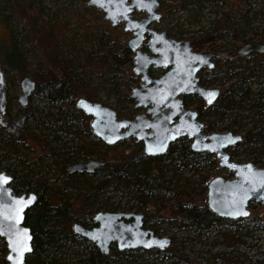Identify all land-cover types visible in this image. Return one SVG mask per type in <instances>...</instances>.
<instances>
[{"label": "trees", "instance_id": "1", "mask_svg": "<svg viewBox=\"0 0 264 264\" xmlns=\"http://www.w3.org/2000/svg\"><path fill=\"white\" fill-rule=\"evenodd\" d=\"M222 1L223 0H184V3L190 6L194 3H198L202 6L206 3L216 4ZM243 1L245 0L241 2ZM3 3L9 8V12L3 15V21L7 25L8 39L6 42L0 41V66L3 71L7 69H16L20 75L25 72L24 69L26 65L24 62L23 48L16 38L19 35L24 38V32L27 28H30L33 32L35 19L33 15L26 13L27 8L32 7V2L30 0H3ZM262 8H264L263 3ZM246 9H248V6H246ZM246 9L243 8L242 11L238 13L239 16L235 20H232L226 13H224L225 15L222 14L223 19L225 16L227 21L224 25L218 26V30L220 32L227 31L234 37H236L237 33H244L247 29L243 26L248 25L252 18L251 16H247ZM233 21L235 23L239 21L240 25H234V23H232ZM9 24L14 25V27H11ZM256 38H258V36ZM104 43L109 46L103 53L102 62L103 65L106 64L108 69L113 70L117 68V64L120 60L126 63L128 62L129 58L125 54L118 52V49L122 48L120 42L115 43L116 48L111 47L112 42L107 38L104 39ZM54 48L55 49L49 48L50 50L47 52L49 60L47 64L41 61L43 59H41L35 51L30 52L37 67L36 70L31 72V78L37 84L35 88L36 92L41 99L48 103L47 106L50 108L47 111L34 108L35 112H38L41 121L48 118L49 122H41L42 124L37 125V131L33 133L31 138H35L36 132H38L37 135L45 137L44 140H46L47 143L41 144V147H45L44 149H46V151H51L52 164H54L51 170L54 171V173L47 177L44 176V171L37 170L36 173L31 171L30 177L32 180L30 184L16 181L11 183V188L14 192L22 189H29L34 191L37 195L34 205L25 212L23 218V223L30 228L32 233V249L25 257L23 264H132V261H118L116 263V260H118L123 253L130 252V249L117 250L111 246L108 252L103 254L98 251L93 244H89L88 241L73 233L71 230V224L74 221H79L77 220L79 216L83 217L89 215V222L92 221V211L96 209V204L94 206H92V204H94L96 198L103 195L110 197L115 193L122 194V192L132 193V198L136 200L137 204L129 205V208L134 207L136 211L141 212L144 215L143 222H145L146 225L150 226L151 222L161 219L145 213L146 208H148L147 203L150 201L151 197V193L149 192L160 189L163 192L172 193L173 201L168 205H161L155 202L156 208L152 214H155L154 212H158V210H162V212L168 211L169 215L172 217L171 220H177V224L175 223L176 226L184 224L193 230H207L210 226L215 224L216 227L228 229L229 232L227 231V233L231 235L225 236L226 238L229 237L226 243L230 246L236 247L238 244H243V237L245 235L250 236L248 232L255 226L253 217L228 220L225 217L217 216L211 212L205 204L199 203L196 200L199 197L201 198V193L204 189L203 186H198L190 190L178 189V187L174 189L173 186H177L176 180L172 179L171 173L167 176L164 175V171L172 167H167L171 159L170 157L175 159L177 167L181 169H191L196 168L193 167V162L205 158V155H207L203 152L190 150L188 144L183 141H179L178 144L169 145L167 152L161 155L148 156L141 153L139 150L140 147H136L129 151L117 149L113 151V159H110L106 152L109 151L112 146L105 145L101 141H98V145H104V153H99L98 148L93 147L96 142L92 143L81 139L75 144L78 148L74 147L72 149L73 152L76 153L78 157L82 158L95 155L103 159V163L94 169L93 174L78 176L67 173L63 165L64 160L61 157L58 159L54 157L55 154L56 156H60V152L57 154L55 149L71 150L69 148L70 146H62L63 143H59L63 136L62 134L68 131L70 127H75L72 131L82 129L85 134L88 131V115L75 106L72 98L78 97L79 95L76 94L79 93L82 95H80L81 97L89 100L94 99L92 98V93L88 89L84 86L79 87V78L73 70L74 66L72 62H68L71 61V59L65 57L64 61L61 57H57L61 55V53H58L55 46ZM90 57H92L91 54L87 53L86 59ZM51 59H54L52 63H50ZM252 62L253 61H250V63ZM250 63L238 65L232 71L233 84L228 86L227 92L220 95L214 108L216 113H218V119H220L223 113L228 114L229 117H227V119L229 121L227 123V130L242 131L241 140L236 143V146L239 145L240 142L245 144L248 148L247 151L243 153L246 159L253 163L257 162L258 166L264 167V123H261L259 116L264 111V66L259 62L248 65ZM4 77L8 79L7 75H4ZM249 82L255 84L256 88L254 91H251L249 87L245 86ZM115 86L110 88L108 93L115 95L117 103L119 102V98H121L122 101L131 100L127 94L123 95V93H121V96L115 94ZM237 109H240L239 114H233V111ZM241 116L243 120L239 121V117ZM70 117L72 119H78L75 123H72ZM247 123L250 124L248 127H246ZM3 135L8 146L12 147V139L9 137V134L3 132ZM49 140L51 143L48 144ZM230 156L236 157L237 159L241 157L240 154L235 152L230 153ZM55 169H57V171ZM175 169V166L172 167V170ZM158 179L160 182H156ZM201 180L204 182L206 177L202 175ZM151 183H153L154 186L151 185ZM90 197L92 198L91 202L87 201ZM151 203H153V201ZM111 208L116 207L113 206ZM249 220L252 222V228L241 232V226L246 224ZM80 223L86 225L85 221ZM151 230L155 233L154 229ZM75 242L81 244L85 248L84 253L74 259L63 258V254L66 253L63 249L65 247H71L72 243ZM247 247L251 248L253 246L247 243ZM2 249H4L3 246ZM46 249H48V253H43ZM167 249H169V247ZM139 250L142 251L140 255L143 256L147 254L159 255L160 252V250H155L152 251L151 254V252L142 249ZM162 250L164 251V248ZM73 254L76 256L78 255L77 252H73ZM213 256L220 260L219 264H226L229 260L242 264V259L239 257H230L229 255L221 257H219V255ZM129 259L131 260L132 258L129 256L128 260ZM179 259L185 258L179 255L174 258L173 261ZM261 262L264 264V261H257L256 264H260ZM4 263L3 257L0 256V264ZM196 263L209 264L207 261H205V263L196 261Z\"/></svg>", "mask_w": 264, "mask_h": 264}, {"label": "rangeland", "instance_id": "2", "mask_svg": "<svg viewBox=\"0 0 264 264\" xmlns=\"http://www.w3.org/2000/svg\"><path fill=\"white\" fill-rule=\"evenodd\" d=\"M30 1L32 2V7H28L26 13L33 15V18L35 19L33 32L30 28H27L24 32V38L20 37V35L16 38L23 48L24 62L26 65L24 69L25 72L21 73L20 75L16 69H7L3 72L4 75L8 76V79H5V91L7 93L8 99L6 103V115L15 116L21 111H27L32 116L29 121H25L23 126L26 133L30 134L26 137H23L27 144L24 142L19 144V146H24L22 152L19 150L16 151L13 147H10L7 150L8 152L16 151V154L22 153L28 158H34L37 156L38 152L41 151V144L45 137L42 135H37L38 132L35 133V138L32 139L31 136L35 131H37V125L49 122L48 118L41 121L39 119L40 117L38 112H35L34 108H37L38 110L41 109L42 111H47L50 108L47 106L48 103L41 99L37 92L30 95L25 106H20L16 99V95L20 93L18 83L19 78L24 74L31 77V72L37 69L30 52L35 51L38 56L43 59L41 61L44 64H47L49 62L47 52L50 50L49 48L55 49V46L58 50V53H61L62 55H58L57 57H61V59L64 61L65 57H67V59H71V61L68 62H72L74 66L73 70L79 78V87L84 86L86 89H88L92 93V98L94 100L113 107L117 111V115L120 117H124V114H128L129 112L132 114L133 112L140 110L138 108H131V100L122 101L121 98H119V102L117 103L115 95L108 93L110 88L116 85L114 90L115 94L119 96H121V93H123V95H128L129 89L133 85L132 82L135 81V78L132 77L131 72L132 64L130 65L129 63L120 60L117 64V68L110 70L106 67V64L103 65L102 62L103 53L109 46L104 43V39L107 38L113 40L116 37L118 39H123L124 35L121 32L120 27L110 28L97 9L85 5V0ZM241 1L242 0H223L222 2L216 4L206 3L200 6L198 3H194L192 6H190L187 3H184V0H158L157 8L162 14L158 24L159 27H164L167 29L169 33L179 37L188 38L192 45L196 48L215 51L218 53L219 58L232 57L234 52L230 50H232L234 47L237 48L242 43L248 41V39H250L249 41H256L257 36L258 38H264V8H262V3L264 4V0ZM3 5V0H0V41L6 42L8 39V32L6 28L7 25L3 21V15L9 12V8L7 5ZM246 6H248V9H246ZM243 8L246 9L247 16L252 17L248 25L243 26L245 29H247L244 33H237L236 37H234L227 31L220 32L218 30L217 27L224 25L227 21L225 16L223 19L222 14L226 13L231 17L232 20H235L238 18V13L241 12ZM232 23H234V25H240L239 21L236 23L233 21ZM9 25L14 27L12 24ZM87 53H90L92 57L86 59ZM258 59L259 58H256L254 61L256 62ZM53 60L54 59H51L50 63H52ZM245 61L250 63L252 59L246 60V58H230L228 59L227 63L228 66L235 67L241 65L240 63ZM254 61L248 65L255 64ZM219 63L220 62H217V64ZM262 65L264 66V64ZM224 71L226 72L225 75L222 77H215V79H213L214 84H217L220 89H223L233 81V74H231L233 73V70L227 69ZM245 86L249 87L251 91H254L256 88L255 84L251 82L247 83ZM76 95L80 96L81 94L78 93ZM239 112L240 109H237L233 111V114L237 115ZM259 116L261 123H264V111ZM227 117H229L228 114L223 113L221 121H216V119L219 117L218 113H216V110L213 108L210 116H207V120H214V122L211 123L206 130H226L227 123L229 121ZM242 120V116L239 117V121ZM248 125L250 124L247 123L246 127H248ZM2 131L4 130L0 128V133ZM236 132L240 133L242 136V132L240 130ZM84 134L85 132L83 131L82 136L78 137L85 141L92 143L95 142L96 138L94 136L90 134L87 136ZM5 140L6 139H4V141L0 139V154L5 151V148L8 145ZM129 140L130 139L119 140L114 145H112V148L106 152L108 157L113 159V151L117 149H123L125 151L134 149L135 147L132 148ZM183 142L188 143L187 141ZM94 144L95 148H98L99 153H104V145L100 144L97 146L96 143ZM30 146L32 148H30ZM247 149L248 148L245 146V144L240 142L239 145L229 149L228 153L235 152L240 154L241 157L238 159L236 157H232V159L235 161H248L246 156L243 155ZM55 151L58 152L59 150L55 149ZM170 158L171 159L167 164V167L175 166L176 169L172 170L171 167L169 170L164 171V175L167 176L169 173H171L172 179H175L177 184V186H173L174 189L178 187V189L181 188L183 190H190L198 186H203L204 189L201 193V198L199 197L196 199L199 203L205 204V185L210 178L217 175L227 176L229 174L228 170L219 167L216 163V160L212 161L209 157L193 162V167L196 168L191 169H181L177 167L175 159L172 157ZM34 164H37L36 167H33ZM39 164V162L33 163V161L24 163L22 166L20 164H15L14 171L16 170L21 173L23 171H28V169L31 168L36 169ZM254 164L258 165L257 162ZM0 166L5 167L6 165L0 163ZM50 167H52V163H50ZM53 173L54 171L48 170L45 172L44 176L49 177L53 175ZM202 175L206 177L204 182L201 180ZM156 182H160L159 179L156 180ZM151 185L154 186L153 183H151ZM149 193H151V197L150 201L147 203L148 208H146L145 213L151 214L152 216L161 219H159V221L151 222L150 226H146L154 229L156 234L169 236L170 244L164 248L165 252L159 255H153L152 252V255H140L142 254V251L139 250V248H136V250L130 252L126 251L127 253H123L121 257L116 260V263L118 261H132V264H175V261L173 260L179 255L188 261H198L205 263V261L208 260L210 264L220 263V260L215 258L213 255H219V257L225 255H229L230 257H239L242 259V264H256L257 261H264V228L252 229L249 231L248 233H250V236L245 235L243 237L244 243L246 244H238L236 247L230 246L228 243H226L228 242L229 237L226 238L225 235L230 236L231 234H228V229L224 227H216L215 224H213L207 230H193L184 224L176 226L177 220L172 221V217L169 215L168 211L162 212V210H158V212H154L155 214H152L156 208L155 202L161 205H168L171 203V201H173V195L170 192H163L160 189L153 190ZM91 199L92 198L90 197L87 201L91 202ZM152 201L153 203H151ZM134 204H137V202L132 198V193L130 194V192H122V194L115 193L110 197L103 195L95 199V202L92 204V206L95 205L96 209H93L92 212L94 213L98 210L107 209L136 211L134 207L129 208V205ZM113 206L116 208H111ZM252 207L250 206V209L248 208L251 213L250 215H253L254 210H262L261 206L257 203L253 204ZM262 213L263 212L260 211L261 217L263 215ZM80 217L81 216H79V219L77 220L80 222L85 221L86 224L89 223V215L83 216L81 218ZM251 228L252 222L249 220L246 222V224L241 226L240 231L244 232L246 229ZM88 243L91 244L89 241ZM247 243L250 245L252 244L253 247L248 248ZM2 246L4 247V242L0 237L1 257L4 256L6 251L5 248L2 249ZM168 247L169 249H167ZM84 249L85 248L81 244H77L76 242L72 243L71 247L69 246L68 248L65 247L63 249V251H66V253L63 254V258H77L84 253ZM73 252H77L78 255H74ZM43 253H48V249L43 251ZM129 256L132 258L131 260H128ZM260 264H262V262Z\"/></svg>", "mask_w": 264, "mask_h": 264}, {"label": "water", "instance_id": "3", "mask_svg": "<svg viewBox=\"0 0 264 264\" xmlns=\"http://www.w3.org/2000/svg\"><path fill=\"white\" fill-rule=\"evenodd\" d=\"M87 6L98 8L110 25L122 21L123 30H130L133 37L127 45L134 48L144 30L151 33L149 47L156 55L146 58L134 51L131 71L139 75L140 86L129 90L133 106H145L144 112L136 113L132 119L119 118L115 109L97 100L78 96L75 106L90 117L89 126L92 133L105 144L133 136L142 142V153L159 155L166 151L170 142L177 137L189 139L188 147L193 151L206 150L214 153L220 167L232 174L228 177L214 176L205 185V204L215 215L225 218L244 217L248 214V201L258 202L264 207V167L256 166L251 161L230 159L225 148L241 140L238 132L231 130L203 133L201 121L196 118L195 110L184 108L181 93L194 92L205 102L216 98L218 88L201 86L196 83L195 71L202 65L211 66L209 52L190 49L187 39L179 42L166 37L163 31H154L145 25L156 20L159 12L155 10L158 0H85ZM131 9L142 11L145 15L139 19L130 17ZM137 28V29H135ZM159 43L158 47H152ZM134 43V44H133ZM262 52L264 43L245 42L238 49L239 53L247 51ZM168 66L157 78H147L145 66ZM20 93L17 101L24 105L34 89V80L24 74L19 78ZM6 91L4 72L0 66V125L5 130L14 132L20 127L23 115L5 116ZM101 158H88L70 163L68 171L91 173L101 165ZM11 176L0 170V237L4 242V264H23L30 253L32 233L23 223L24 213L36 198L31 191L16 194L9 186ZM93 226L87 227L79 221L71 224L73 233L93 244L98 251L106 254L109 246L117 250L124 249H163L170 244V237L154 233L143 226L142 213L133 210H98L91 216ZM264 223V219H263ZM228 264H237L229 262Z\"/></svg>", "mask_w": 264, "mask_h": 264}, {"label": "flooded vegetation", "instance_id": "4", "mask_svg": "<svg viewBox=\"0 0 264 264\" xmlns=\"http://www.w3.org/2000/svg\"><path fill=\"white\" fill-rule=\"evenodd\" d=\"M86 5V4H85ZM92 7V6H91ZM158 7V5H157ZM155 8L156 11H158V8ZM95 8V7H93ZM97 9L101 16H102V12L98 9V8H95ZM159 12V11H158ZM129 15L130 17H132L133 19H136V20H139L141 19L145 13L142 12V11H138V10H135V9H131V11L129 12ZM162 14L159 12V16L157 17L156 20H152L150 21L148 24L145 25L146 28H149L151 30H154V31H163L164 32V35L166 37H170V38H173V39H176L178 40L179 42H182L184 39H187L188 40V43H189V46H190V49L193 50V51H199V52H209L210 55H209V60L211 61L212 65L211 66H206V65H202L200 66L194 73V75L196 76V83L201 85V86H205V87H208V86H215L218 88V93H217V96L216 98H214L213 100H211L210 102H205L202 98H200L199 96H197L194 92L192 93H181L178 95V97L181 99V104H182V107L184 108H191L193 110H195L196 112V118L198 120L201 121V126H200V129L203 133H207V132H211V131H214V130H206L209 125L211 123L214 122V120L212 121H209L207 120V116H210V114L212 113V109L214 108V105L215 103L217 102L218 98L220 97L221 94H224L225 92H227V88L230 84H233V81L225 86L223 89H220V87L217 85V84H214L213 82V79H215V77H222L223 75L226 74V72L224 70H234L237 66L235 67H231V66H228V59L230 58H246V60H249V59H252V61H254V59L256 58H259L256 62H259V63H262L264 64V55L262 52H257V51H247L245 53H239L238 52V49L241 45H243V43L238 46L237 48H234L230 51L234 52V54L232 55V57H228V58H219V55L218 53H216L215 51H209V50H203V49H200V48H196L195 46L192 45L191 41L188 39V38H184V37H179V36H176L172 33H169L167 31V29H165L164 27H159V24H158V21L159 19L161 18ZM103 18V16H102ZM104 19V18H103ZM108 26L111 28V27H120L121 29V32L123 33L124 35V38L123 39H118L117 37L113 40H110L112 42L111 44V47L113 48H116V42H120L121 43V49H118V52L119 53H122V54H125L129 60L127 63H129L130 65L132 64V57H133V54H134V51L137 50L139 53H142L143 55L146 56V58H149V57H152L154 55H156L157 53H155L154 51H151L150 50V47H149V37L151 36V33L148 31V30H144L142 32V36L141 38L138 40L137 44L134 45V48H130L128 45H127V40L131 37H133L132 33L130 30H123V22L122 21H119L117 23H115L114 25H110L109 22L104 19ZM137 29V28H135ZM250 40V39H249ZM246 41V42H260V43H264V38H256V41ZM245 43V42H244ZM134 44V43H133ZM159 46V43H155L152 45V47H158ZM262 56V57H261ZM261 57V58H260ZM222 59V60H220ZM217 62H220L219 64H217ZM247 62H241L240 64H246ZM132 67V65H131ZM169 65L168 66H163V65H153V62H149L146 64L145 66V75L147 78H157L159 76H161L162 74H164V72L168 69ZM215 69V71H214ZM132 72V71H131ZM30 77V76H29ZM132 77L135 78V81H133V85L130 87V89L134 86H140L141 85V80L139 79V75L138 74H134L132 72ZM31 78V77H30ZM4 80H5V77H4ZM36 82L34 81V89L33 91L29 94V96L27 97V101H28V98L30 97L31 94L35 93L36 92ZM129 89V90H130ZM19 94V93H18ZM18 94L16 95V99H17V96ZM129 98L131 99L132 101V109H139L140 111H136V112H133L132 114H130L131 112H129L128 114H124V118H128V119H132L133 116L136 114V113H141V112H144L145 110V106H137V107H134L133 106V98L128 94ZM73 102L75 103V98H72ZM7 93H6V103H7ZM27 101L24 105H20V106H25L27 104ZM215 109V108H214ZM70 111V110H69ZM82 111V110H81ZM116 112V111H115ZM18 115H23V121H22V124L20 125V127H17L16 131L14 132H10V131H7L4 129L3 126L0 125V128L3 129L4 131H2L0 133V139H2L4 141V135H3V132H5L6 134H9V137H11L12 139V147L17 151L19 150L20 152H22V149L24 148V146H19L20 143H25L27 144V142L25 141V139L23 137H26L27 135H29L30 133H26V131L24 130V123L26 120L29 121L30 118H32L31 114L27 111H21L20 113H18L17 115L15 116H9V115H6V106H5V116H8V117H16ZM73 116V115H72ZM116 116L119 117V118H122L120 116L117 115L116 113ZM76 117V116H74ZM78 118H74L72 119L70 117V120L72 121V123H75L76 120ZM222 119V116L220 117V119H216V121L220 122ZM89 120H90V117L88 116V120H87V126H88V131L86 132V134L84 135H92L94 136L96 139H95V142L97 143L96 145L98 146V141H101L98 137H96L91 129H90V126H89ZM75 127H70L68 131H65L64 134H62V141L60 139V143L62 144V146H70L69 148L71 150H66V149H60L58 152H60V156H56V154L54 155L55 159H58L59 157H61L64 161H63V165H64V168L65 170L67 171V173L69 174H72V175H78V176H81L83 174H93L94 173V169L91 173H84L83 171H68L67 169V166L72 163V162H75V161H78V160H85V159H88V158H98L96 157L95 155H91L89 157H86V158H82V157H78L76 155V153L73 152V148L74 147H77L78 146H75V144L78 143L79 140H81L78 136H82V132L83 130H76V131H72ZM211 129V128H210ZM227 130V129H226ZM238 131V130H237ZM233 132H236V131H233ZM242 132V131H241ZM61 135V133H60ZM50 137V136H48ZM126 139H130L129 143L132 145V147H140V151L142 153V142L141 140H138L136 139L135 137L133 136H127L126 138H122L120 140H126ZM119 141V140H118ZM116 141V142H118ZM175 141H178V142H175ZM182 141H187L189 143V139L186 138L185 136H180V137H177L174 141L170 142L168 144L171 145V144H178ZM102 142V141H101ZM116 142H114L113 144H109V146H112L114 145ZM46 144L47 141L46 140H43L42 141V144ZM51 143V141L49 140L48 144ZM55 143V142H54ZM103 143V142H102ZM187 143V144H188ZM105 144V143H103ZM105 145H108V144H105ZM168 146H167V149L164 153L167 152L168 150ZM236 146V143H233L229 146H227L225 148V150L227 151L228 153V150L229 149H232ZM93 147H95V145H93ZM10 147L7 145L6 148H5V151L3 153H1V157H0V163L1 164H5L6 166L5 167H1L0 166V170H3L5 173H7L8 175L11 176V179L9 181V186L11 187V183H13L14 181L16 182H21V183H25V184H30L31 182V177H30V174H31V171H34L36 173L37 170H41V171H51V169L53 168V165L52 164V167H50V163H52V154H51V151H46V149H44L45 147H41V151L38 152L37 156L34 157V158H28L26 155L24 154H16V151H13V152H8L7 149H9ZM30 148H32L30 146ZM189 148V147H188ZM193 151V150H192ZM57 152V154H59ZM196 152H203V153H206L207 155H205V158L206 157H209L212 161L213 160H216V163H217V158L214 156V153H211L209 151H206V150H200V151H196ZM162 153V154H164ZM229 154V157L230 159H232V157L230 156V153ZM146 155V154H145ZM161 155V154H159ZM148 156H154V155H148ZM45 160V161H43ZM103 160V159H102ZM233 160V159H232ZM33 161V163H36V162H39L40 164L37 166L36 169H28V171H23V172H19V171H14V166L15 164H20L21 166L24 164V163H27V162H31ZM37 165V164H36ZM36 165L34 164L33 167H36ZM42 165V167H41ZM45 165H48V166H45ZM218 165V163H217ZM219 166V165H218ZM258 166V165H256ZM220 167V166H219ZM223 168V167H221ZM26 169V168H25ZM33 169V170H32ZM226 169V168H224ZM57 171V169H55ZM228 170V169H226ZM229 171V170H228ZM45 174V173H44ZM231 172L229 171V174L227 176H222V177H230L231 176ZM219 176V175H217ZM12 189V188H11ZM13 190V189H12ZM33 192L35 194L34 191L32 190H26V189H22V190H19L17 192H15L16 194H19V193H27V192ZM14 192V191H13ZM36 198L34 200V203L37 199V195L35 194ZM34 203L32 204V206L34 205ZM259 204L262 208V210L260 209L261 212H263L262 214V217L260 215V211L258 210H254L253 211V215H250V206L252 207L253 204ZM253 202V201H248L247 203V208L248 209V214L244 217H236V218H226V219H230V220H235L237 218H248L249 215L250 217H253L254 219V224L255 226L252 228V229H263L264 228V223H263V219H264V207H262V205L258 202ZM206 205V204H205ZM31 206V207H32ZM31 207H28L27 210L25 212L28 211V209H30ZM253 208V207H252ZM139 212V211H138ZM25 214V213H24ZM79 219V218H77ZM144 220V215L142 214V222ZM94 225V222L91 221L89 223H87L85 226L87 227H90V226H93ZM143 226L147 227L146 226V223L143 222ZM149 228V227H148ZM151 229V228H150ZM111 246H109L110 248ZM135 249H130V251H134ZM142 250H145L147 252H152V251H155V250H159V249H142ZM164 251L162 249H160V252L159 254H162ZM182 260V261H181ZM233 260H229L228 262H226V264H228L229 262H232ZM207 262H209L207 260ZM237 264H239V262H236V261H233ZM199 264V263H196V261H186V259H179V260H175V264ZM210 264V263H209Z\"/></svg>", "mask_w": 264, "mask_h": 264}]
</instances>
